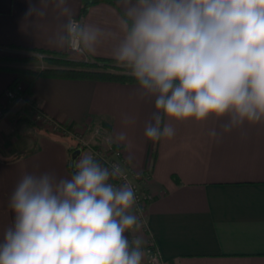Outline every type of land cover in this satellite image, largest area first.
<instances>
[{"label":"crops","instance_id":"obj_1","mask_svg":"<svg viewBox=\"0 0 264 264\" xmlns=\"http://www.w3.org/2000/svg\"><path fill=\"white\" fill-rule=\"evenodd\" d=\"M57 3L0 0V57L18 52L9 49L13 47L62 54L75 62L83 57L113 60L108 32H118L124 0L93 4L84 12L85 0H65L74 19L104 30L96 54L83 56L55 43L67 21ZM32 6L45 15H27ZM15 79L16 90L28 91L25 95L42 114L70 133L85 134L93 127L105 138L111 136L130 170L148 174L144 189L151 200L142 219L146 224L137 230L142 249L153 244L163 264H264V121L224 132L227 118H166L175 135L154 142L145 128L156 113L155 98L142 97L138 84L0 69V98ZM21 113L7 103L0 119V239L13 224L9 200L24 174L71 175L72 139L39 129ZM213 129L216 136L210 135Z\"/></svg>","mask_w":264,"mask_h":264},{"label":"clouds","instance_id":"obj_2","mask_svg":"<svg viewBox=\"0 0 264 264\" xmlns=\"http://www.w3.org/2000/svg\"><path fill=\"white\" fill-rule=\"evenodd\" d=\"M67 15L55 43L95 55L104 30ZM111 55L133 77L156 113L152 141L172 138L168 120L227 118L224 132L264 121V0H124ZM44 16L32 6L27 15ZM125 123L130 120L125 117ZM210 135L216 136L213 129ZM119 140H124L121 133ZM111 146L113 139L106 137ZM71 175L24 174L9 200L13 224L0 239V264H143V240L126 233L146 224L121 167L91 153L68 164Z\"/></svg>","mask_w":264,"mask_h":264},{"label":"trees","instance_id":"obj_3","mask_svg":"<svg viewBox=\"0 0 264 264\" xmlns=\"http://www.w3.org/2000/svg\"><path fill=\"white\" fill-rule=\"evenodd\" d=\"M107 2L112 0H85L83 12L88 6ZM18 52L28 53L29 56H22L19 58H6L0 57V64L9 63L11 61H17L20 63L34 62L38 60V56L42 57L43 66L37 70L23 69L18 67H11L0 65V69H6L17 74H32L38 77L55 78L65 80H85V81H103V82H115L121 84H137L135 79L125 73L124 69L119 68L114 60L107 59H91L92 61H79L75 62L69 60L65 55L45 52L41 50H22L19 48H9ZM108 69L117 70V72H108ZM18 80L9 86V89L16 90ZM28 91L22 92L26 94ZM153 245V244H152Z\"/></svg>","mask_w":264,"mask_h":264},{"label":"built area","instance_id":"obj_4","mask_svg":"<svg viewBox=\"0 0 264 264\" xmlns=\"http://www.w3.org/2000/svg\"><path fill=\"white\" fill-rule=\"evenodd\" d=\"M75 20L80 22L78 19ZM69 51L72 52L70 49ZM7 103H13L15 106H17L22 112L21 115H25V113L30 112L31 116L33 115L34 117L32 118L34 121L36 120L40 123L42 122L48 124L52 130L59 129L67 131L63 125L42 114L36 105L25 94L12 89H7L0 98V119L3 118L6 113ZM94 156L96 159L100 160L103 166L110 167L112 164H117L121 167L123 175L113 178L111 182L118 186L130 184L133 187L136 193L138 204L140 205L143 212V215L140 216V219H143L145 209L151 200V196L144 189V184L149 179L148 174L143 172V174H141L142 176H140L132 172L125 161L122 148L116 144L112 143L111 146H108V148L105 147L104 151H95ZM144 254L147 264H163L160 260L158 251L152 244L148 243L145 246Z\"/></svg>","mask_w":264,"mask_h":264},{"label":"rangeland","instance_id":"obj_5","mask_svg":"<svg viewBox=\"0 0 264 264\" xmlns=\"http://www.w3.org/2000/svg\"><path fill=\"white\" fill-rule=\"evenodd\" d=\"M8 58H19L22 56H29L28 53H22V52H13L10 55H8ZM83 62H87V61H92L89 58H84L82 59ZM5 65V64H4ZM5 66H11V67H18V68H25V69H32V70H37L39 69V67L43 66V62H42V57L38 56V60L34 61V62H28V63H20L17 61H11L9 63H6ZM108 72H117V70H113V69H108ZM126 73V72H125ZM25 115H27L30 119V123L33 125H36L37 127H39V129H45L46 131L52 133V134H57L61 137H65V138H70L71 140V144H72V151H74L77 148L81 149V153H91L94 155L95 151H104L105 147L108 148V144L105 142V137L102 136L100 133H98L95 129H93V127L91 129H87L85 134H79V133H70L69 130H67V128L65 126V129L67 131H63V130H52L50 129L48 124L45 123H40L39 121H34L32 118L33 115L31 116L30 112L25 113ZM100 161V160H99ZM135 174H138L140 176H142L141 174H143V172H134ZM142 221V218H141ZM126 235H128L129 240H133L134 238L137 237V230L133 231V232H128L126 233ZM144 249V248H143ZM144 251V250H143ZM143 264H147L146 262V258L144 259Z\"/></svg>","mask_w":264,"mask_h":264},{"label":"water","instance_id":"obj_6","mask_svg":"<svg viewBox=\"0 0 264 264\" xmlns=\"http://www.w3.org/2000/svg\"><path fill=\"white\" fill-rule=\"evenodd\" d=\"M81 149L80 148H77V149H75L74 151H72L71 152V154H70V159L71 158H76V157H78L80 154H81ZM69 159V160H70ZM71 170V169H70Z\"/></svg>","mask_w":264,"mask_h":264}]
</instances>
